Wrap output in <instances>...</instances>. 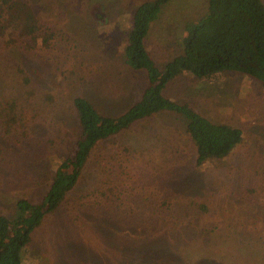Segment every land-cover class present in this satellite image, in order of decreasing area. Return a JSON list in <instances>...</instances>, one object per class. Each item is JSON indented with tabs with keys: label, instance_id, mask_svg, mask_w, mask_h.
Here are the masks:
<instances>
[{
	"label": "rangeland",
	"instance_id": "1",
	"mask_svg": "<svg viewBox=\"0 0 264 264\" xmlns=\"http://www.w3.org/2000/svg\"><path fill=\"white\" fill-rule=\"evenodd\" d=\"M22 1L52 38L38 50L0 45V108L17 103L13 130L0 128L8 217L18 199L45 195L78 134L76 95L116 116L146 85L123 60L132 14L146 0ZM206 11V0L164 7L146 40L160 69L179 53L184 24ZM165 96L240 129L242 141L197 167L185 127L167 114L101 141L74 190L34 230L22 264H264V87L239 73L184 75Z\"/></svg>",
	"mask_w": 264,
	"mask_h": 264
},
{
	"label": "trees",
	"instance_id": "2",
	"mask_svg": "<svg viewBox=\"0 0 264 264\" xmlns=\"http://www.w3.org/2000/svg\"><path fill=\"white\" fill-rule=\"evenodd\" d=\"M170 1L142 2L134 10L126 31L124 63L133 72H143L146 80L139 99L116 116L102 113L85 96L72 99L78 134L54 168L45 195L39 202L18 199L12 216L0 213V264H22L34 230L77 186L91 151L132 125L159 114L175 116L195 147L197 167L225 159L242 141L240 129L210 121L187 103L166 97L165 90L184 75L201 80L225 73L242 74L264 87V0H206L205 15L184 24L179 53L160 69L146 40ZM41 27L25 1L0 0L2 47L11 48L21 42L26 50L47 48L52 34H41ZM16 108L13 99L0 108V128L5 133L17 124Z\"/></svg>",
	"mask_w": 264,
	"mask_h": 264
}]
</instances>
